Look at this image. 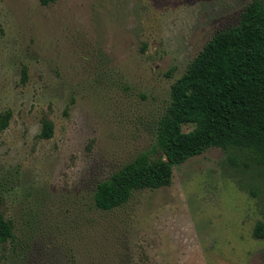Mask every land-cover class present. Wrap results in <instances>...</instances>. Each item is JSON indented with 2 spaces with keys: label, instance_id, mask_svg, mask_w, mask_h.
Segmentation results:
<instances>
[{
  "label": "rangeland",
  "instance_id": "rangeland-1",
  "mask_svg": "<svg viewBox=\"0 0 264 264\" xmlns=\"http://www.w3.org/2000/svg\"><path fill=\"white\" fill-rule=\"evenodd\" d=\"M251 1L0 0V264H264V169L238 152L209 149L112 211L93 199L155 154L172 85Z\"/></svg>",
  "mask_w": 264,
  "mask_h": 264
},
{
  "label": "trees",
  "instance_id": "trees-1",
  "mask_svg": "<svg viewBox=\"0 0 264 264\" xmlns=\"http://www.w3.org/2000/svg\"><path fill=\"white\" fill-rule=\"evenodd\" d=\"M56 1L41 0L43 5ZM11 118V111L0 115V135ZM184 125L194 129L185 133ZM53 131V123L45 120L40 137L50 139ZM156 138L153 156L143 153L98 183L96 209L112 211L134 192L169 187L175 166L212 148L238 152L247 166L264 169V0L251 1L235 26L214 35L172 85ZM254 235L264 238L263 223ZM13 238V224L0 210V248Z\"/></svg>",
  "mask_w": 264,
  "mask_h": 264
}]
</instances>
